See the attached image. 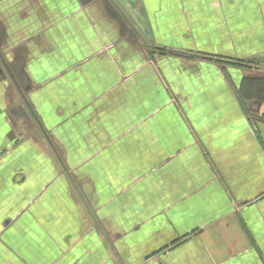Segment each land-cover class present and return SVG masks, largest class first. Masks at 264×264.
<instances>
[{
	"label": "crops",
	"instance_id": "1",
	"mask_svg": "<svg viewBox=\"0 0 264 264\" xmlns=\"http://www.w3.org/2000/svg\"><path fill=\"white\" fill-rule=\"evenodd\" d=\"M264 0H0V264H264Z\"/></svg>",
	"mask_w": 264,
	"mask_h": 264
},
{
	"label": "built area",
	"instance_id": "2",
	"mask_svg": "<svg viewBox=\"0 0 264 264\" xmlns=\"http://www.w3.org/2000/svg\"><path fill=\"white\" fill-rule=\"evenodd\" d=\"M262 119H263V121H264V112H263V115H262Z\"/></svg>",
	"mask_w": 264,
	"mask_h": 264
}]
</instances>
